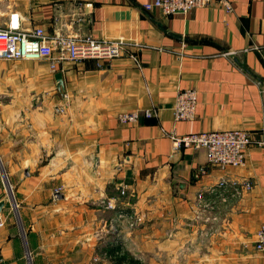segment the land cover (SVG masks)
Instances as JSON below:
<instances>
[{
    "label": "crops",
    "instance_id": "obj_1",
    "mask_svg": "<svg viewBox=\"0 0 264 264\" xmlns=\"http://www.w3.org/2000/svg\"><path fill=\"white\" fill-rule=\"evenodd\" d=\"M148 1H0V27L13 10L22 28L122 37L126 44L109 60L61 64L59 89L51 75L64 110L52 138L39 143L28 132L32 124L7 130L0 123V198L1 171L18 198L16 217L6 202L0 211L5 264H261L252 245L264 222V148L251 145L241 166L220 170L202 149H172L165 133L264 135V0H229L230 12L213 5L168 16L143 9ZM250 46L256 48L223 54ZM186 87L196 90L194 118L174 121L173 98ZM5 109L2 119L18 113ZM135 109L156 114L117 120ZM32 113L26 106L22 115L28 121ZM224 176L246 179L251 189L238 200L216 199L205 212L209 220L194 221L195 194ZM122 184L126 196L114 210L103 209L98 201ZM59 186L63 198L55 199ZM131 212L141 214L133 228L115 218Z\"/></svg>",
    "mask_w": 264,
    "mask_h": 264
},
{
    "label": "built area",
    "instance_id": "obj_2",
    "mask_svg": "<svg viewBox=\"0 0 264 264\" xmlns=\"http://www.w3.org/2000/svg\"><path fill=\"white\" fill-rule=\"evenodd\" d=\"M7 4L25 1L35 3L36 0H0ZM219 6L225 12L231 11L229 0H150L143 3L142 8L150 10L156 8L164 15L177 12L186 13L192 8L205 6ZM86 14L92 11L90 2L83 4ZM137 46L136 44H133ZM126 47L122 37L112 40H98L88 34H65L59 31L47 33L42 27L35 26L30 29L22 28L18 20V14L9 10L5 24L0 27V59L2 60H27L43 62L46 70L53 75L63 63H72L87 58L109 60L120 56ZM256 48L250 46L240 51L227 50L223 54L234 55ZM129 57L139 65L135 55L129 53ZM196 103V90L186 87L176 92L171 105V114L174 121L192 120ZM156 114L154 109L131 110L120 112L116 115L120 123H133L141 118H150ZM171 142L172 149L190 147L202 149L206 162L220 170L234 168L244 163L246 149L253 145L264 148V135H256L244 129H228L219 131H203L196 133L176 134L174 130L165 133ZM8 188V187H7ZM251 189L250 181L220 177L203 190L195 194L191 206L194 221H207L205 216L207 209L212 208V203L217 200H238ZM126 185L122 184L114 196L99 200V204L105 210H114L117 198L126 196ZM55 192L58 189L54 190ZM213 196V198H210ZM15 204H13L14 206ZM125 220L127 227L133 228L141 220L139 213H118L116 217ZM211 220L214 217L210 218ZM3 221L0 220V227ZM110 228H114L111 224ZM253 249L261 264H264V222L260 223L253 241ZM107 256L106 253H102ZM95 260V258H93ZM0 264H5L0 256Z\"/></svg>",
    "mask_w": 264,
    "mask_h": 264
},
{
    "label": "rangeland",
    "instance_id": "obj_3",
    "mask_svg": "<svg viewBox=\"0 0 264 264\" xmlns=\"http://www.w3.org/2000/svg\"><path fill=\"white\" fill-rule=\"evenodd\" d=\"M59 99L51 74L43 62L0 59V106L6 108L5 110L9 108L18 110L17 115L3 113L7 116L5 119L0 118L3 128L9 130V124L16 122L24 127L26 124L28 126L32 124L28 132L33 140L40 143L43 138H52V135H56L58 123L61 121L59 113H64L63 103H59ZM26 106L33 111L32 118L29 117L28 121L22 115ZM23 129V127L20 129L22 133ZM42 162L44 163V161L40 163ZM3 181L5 183V180ZM4 185V193L0 199L5 200L16 217L17 193L15 188L12 191L9 184L8 188L6 184ZM60 188L61 186L55 189ZM12 204L15 205L12 207Z\"/></svg>",
    "mask_w": 264,
    "mask_h": 264
},
{
    "label": "water",
    "instance_id": "obj_4",
    "mask_svg": "<svg viewBox=\"0 0 264 264\" xmlns=\"http://www.w3.org/2000/svg\"><path fill=\"white\" fill-rule=\"evenodd\" d=\"M53 80L55 81V87H56L57 89H59V88L61 87V85H62L61 74H60L59 72L54 73V74H53ZM1 173H2V178H3V180H5V184H6L7 187H8V183H7V180H6V176H5V174H4L3 171H1ZM24 174H26L25 171H24ZM10 195H11V194H10ZM54 197H55V199H62V198H63V195L60 194V193H58V192H55V193H54ZM4 204H5V200H4V199H0V211H1V209L3 208ZM12 207H13V204H12Z\"/></svg>",
    "mask_w": 264,
    "mask_h": 264
},
{
    "label": "trees",
    "instance_id": "obj_5",
    "mask_svg": "<svg viewBox=\"0 0 264 264\" xmlns=\"http://www.w3.org/2000/svg\"><path fill=\"white\" fill-rule=\"evenodd\" d=\"M110 251H112V250H110ZM123 258H124V256H122V257L121 256H115L114 259L116 262H118V261H120V259H123Z\"/></svg>",
    "mask_w": 264,
    "mask_h": 264
}]
</instances>
